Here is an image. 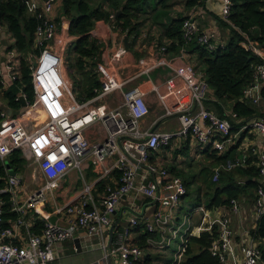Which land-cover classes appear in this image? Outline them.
Returning <instances> with one entry per match:
<instances>
[{"label": "built area", "instance_id": "1", "mask_svg": "<svg viewBox=\"0 0 264 264\" xmlns=\"http://www.w3.org/2000/svg\"><path fill=\"white\" fill-rule=\"evenodd\" d=\"M59 1L26 0L29 13L39 19L34 46L40 48V51L30 55L33 59L29 64L34 100L29 102L26 94L21 92L16 100H20L23 95L27 104L21 105L16 116L14 112L17 109L12 108V116L0 110V167L4 169V174H0V264H141L146 256L142 246L123 238L131 228L141 224V211L130 209L132 216L119 243L113 247L107 246L104 239V231L115 227L112 215L124 197L136 192L159 206L151 221L144 222L146 231L158 233V238L148 239L149 244L156 249L168 247L180 236L182 226L191 219V212H188L184 214L181 223L172 224L174 212L187 194V187L180 176L152 163V152L169 144L172 137L178 134L191 135L198 144L211 145L215 151L224 153L227 144L232 142L233 125L228 119L204 106L210 85L201 73L188 80L190 103L177 100L174 109L167 107L168 114L178 113L181 122L178 132H160L143 125L145 117L150 113L149 105L139 86L127 87V84L135 77L168 64L166 57H141L134 75L125 79L120 78L115 71L103 68L100 87L94 90L95 94L84 101L73 99L71 84L64 70L63 51L66 41L58 37L59 30L68 29L71 21L66 16L58 25L54 12ZM222 3V21L232 25L229 19L232 1L222 0ZM183 36L186 41L197 39L208 49L218 45L208 33L201 30L194 14L184 19ZM166 44L159 48L162 53L166 51ZM241 44L262 59L255 68L254 83L244 93L247 100L256 102L258 98L255 94H261L264 83V49L259 42L248 37ZM20 59L21 55L15 47L7 51L4 62L0 63L2 89L9 88L7 80L14 83L20 78ZM180 76L181 72H177L167 80L169 91L160 94L162 102L170 96L176 97V80ZM154 90L157 91L158 87L154 86ZM115 92H120L122 99L118 105L112 106L108 98ZM40 117L46 118L40 122ZM37 126L40 127L35 129ZM90 128H95L99 139L87 135ZM242 129L255 130L264 136V118H253ZM15 151L24 160L20 171L9 163V157ZM247 159L244 155L240 160L231 162L229 167L244 164ZM90 167L98 171V176L95 182L85 181L79 202L55 206L57 213L67 215L66 222H52L46 217L40 233L31 230L26 218L27 212L45 204L69 172L75 170L84 179L86 169ZM257 167L260 183L255 197V214L259 219L264 215V139ZM141 168L154 174L155 178L136 183ZM10 169L16 174H10ZM27 170L32 172L36 189L29 190L24 186ZM215 171L217 178L218 168ZM115 173L119 174L117 184L107 183L105 196L96 200L92 192L94 184L109 179ZM200 210L205 211L204 206ZM237 210L234 201L231 211ZM12 212L16 216L9 220L10 225L4 226L5 215ZM21 226L26 228V238L18 241L17 228ZM82 229L87 238V241H82V247L89 251L100 250L101 255L81 263L57 256L54 245L79 236ZM214 229L216 237L212 241L211 252L223 264H260L262 253L254 246L243 248L242 261L236 258L231 219L227 214L216 219L207 231L213 233ZM95 236L101 238L94 241ZM6 237L14 238L15 241L6 242ZM184 243L176 253L173 264H183L181 257ZM78 248L77 245L74 247L76 251Z\"/></svg>", "mask_w": 264, "mask_h": 264}, {"label": "crops", "instance_id": "2", "mask_svg": "<svg viewBox=\"0 0 264 264\" xmlns=\"http://www.w3.org/2000/svg\"><path fill=\"white\" fill-rule=\"evenodd\" d=\"M197 4L193 6L187 5V0H167L166 3L161 0H147V10L141 14L138 22L142 23L137 35L128 37L122 32L114 22L115 17L110 16L109 21L99 20L91 30V35L99 40L102 44L101 50L96 55L94 60H87L85 72L97 77L101 83L102 69L107 68L109 71H115L120 78H130L134 75L138 60L147 56L148 58L158 59L166 57L168 64L161 65L147 74L133 78L127 87L139 86L143 92L144 98L149 105L150 113L145 117L143 125L151 130L160 132L176 133L181 128L178 113L168 114L167 107L174 109L177 100L182 102L191 101V89L188 86V80H192L197 74H203L201 67L198 64V51H193L191 48H181L178 51L162 53L159 49L162 44L170 43V40L163 37L164 25H167L170 20L176 18H186L192 14L195 15L201 30L208 33L212 40L218 44H225L228 41V29L222 23V0H197ZM110 9V8H109ZM111 15H114L111 14ZM54 17L60 26V21L66 16L63 13V1L60 0L54 12ZM71 21V20H70ZM69 37L64 47V70L71 84V97L77 101L87 99H77L74 92V76L81 77L77 71L72 68L70 72L67 60V48L78 36L71 35L69 28L59 30L58 37ZM128 37L130 49L126 50L125 37ZM70 42V43H69ZM14 37L9 31L7 24L3 21L0 23V63L4 62L6 53L9 49L14 48ZM69 43V44H68ZM22 56V54L20 53ZM89 62V63H88ZM177 72H181V76L176 80V97H169L165 102L160 100V94L169 91L167 80L173 77ZM86 76V75H84ZM7 80V79H6ZM10 87L13 83L7 80ZM154 86L158 90H154ZM264 87V83H263ZM96 89V88H95ZM94 89V90H95ZM80 92V90H79ZM20 94V93H19ZM258 98L256 102L250 100L249 104L257 111L264 114V96L256 93ZM91 98V97H90ZM121 93L115 92L108 98L109 104L116 106L121 102ZM22 105V104H21ZM204 106L223 118L230 121L235 120L236 123H242L243 118H237L233 114V102L227 101L221 103L214 95V90L210 87L207 98L204 101ZM252 118H264V115H257ZM248 118L247 122L252 119ZM243 125L239 129L232 131V142L227 144L224 153L215 152L211 145L202 146L191 135H175L170 140L169 144L163 145L153 151L150 156V161L160 167L167 168L171 173L180 176L186 184L187 194L182 198L180 206L175 210V217L172 224L181 223L185 213L191 212V219L180 229V236L175 239L179 240L178 248L185 241L187 236H198L202 232L208 230L209 226L218 218L228 215L231 219V229L233 232V246L235 256L238 261L243 260V248L248 246L263 247L264 239L255 238L251 232L257 226L258 218L255 214V200L253 196L240 197L236 200L238 206L237 212H232L230 207L218 206L208 208V200L211 191V183L215 175V170L219 168L224 171H236L238 168L246 167L249 164L244 163L237 167L231 168V162L241 159L244 155L252 160L257 166L258 154L262 146L264 136L255 130H244ZM87 135L93 139H99L95 132V128L87 130ZM231 152L230 158L226 161L219 160V157ZM98 176V171L94 167L86 169L84 179L79 172L73 170L65 175L61 181V186L57 189L49 200L39 207L37 210H29L26 214L27 221L31 230L35 227L37 221L45 222L46 217L54 219L55 222L64 224L67 215L59 214L55 211V206H64L67 204L78 203L83 186L86 182H95ZM119 174L115 173L109 179L97 182L93 186V195L96 200H100L105 196V185L107 183L117 184ZM155 175L149 173L145 168H141L136 180V183L147 182L154 179ZM246 180V175L240 174L237 180ZM192 196V200L187 202L186 196ZM204 206L205 211L200 210ZM142 213L141 224L135 228H131L125 237L124 231L129 225L131 218L130 209ZM159 208L157 204L146 199L142 194L133 192L122 199L118 205V210L112 215L113 228L104 231V239L107 246H115L121 240V237L130 243L142 246L145 252V264H173L174 259L170 257L171 244L164 249H156L148 242L149 238H158V233L148 232L145 229V221H151V217ZM166 211V209H164ZM8 214V213H7ZM11 217H6V222L10 225ZM189 228V229H188ZM188 229V230H187ZM26 238V228L24 226L17 228L18 241ZM100 236H95L94 241L100 239ZM144 238V241L142 239ZM78 239L81 244L86 240L84 230L82 229L79 236L68 239L64 242H59L54 245V251L57 256L65 257L73 263H81L85 260H94L101 255L100 250H86L82 245L76 251L75 240ZM184 240V241H183ZM6 242L15 241L14 238L6 237ZM68 251V252H67ZM178 251V250H176ZM175 251V255L176 252ZM160 253V254H155ZM162 253V254H161ZM175 258V257H174ZM181 261H185L184 255ZM260 264H264L263 261Z\"/></svg>", "mask_w": 264, "mask_h": 264}, {"label": "trees", "instance_id": "3", "mask_svg": "<svg viewBox=\"0 0 264 264\" xmlns=\"http://www.w3.org/2000/svg\"><path fill=\"white\" fill-rule=\"evenodd\" d=\"M166 1L161 0L163 3ZM231 1L229 19L232 25L222 21L229 31L228 41L225 44H218L214 49H208L201 45L197 39L186 41L183 36L185 18L172 19L167 25H164L163 37L170 40V43L167 42L168 44L165 45L166 53L178 51L187 46L193 51H198V64L210 87L214 90L217 100L221 103L232 101L235 116L244 119L242 123H236L231 119L233 130H235L244 125L248 118L264 115L249 104V100L245 98L244 94L245 89L254 83L255 68L262 59L253 51L245 49L241 44L248 37L259 42L264 49V0ZM197 2V0H187V5L193 6ZM146 3L147 0H103V2L93 5L91 0H63V13L71 20L69 33L78 36V39L72 44L76 58L70 64L79 75H86L88 79L89 88L80 90L79 98L81 100L92 97L95 94L94 89L100 87L99 80L86 73L84 65L87 60H94L102 47L99 40L91 35V30L96 22L99 20L109 21L111 14L114 13L116 27L126 33L128 37L137 35L142 25L138 19L147 10ZM0 20L7 24L14 37V47L22 54L20 59L21 76L8 89L4 90L5 102L13 109H19L21 101L16 100L19 93L26 94L29 102L34 100L27 55L40 51V48L34 46L35 30L39 19L29 13L26 0H0ZM91 77H93L92 82L90 81ZM261 94L264 96V87ZM230 155L231 152H227L220 156L219 160L226 161ZM9 163L17 171L22 170L24 166V160L18 151L9 157ZM246 163L249 165L232 172L218 168L217 178L215 171L207 204L209 209L218 206L231 208L234 201L240 197L253 196L254 192L255 200L260 183L259 170L251 159L249 162L247 159ZM0 174H4L2 167H0ZM240 174L246 175L245 181L237 180V176ZM5 216L14 218L16 213H8ZM44 223L37 221L33 231L40 233ZM3 225L8 224L4 223ZM251 234L257 239H264V215L260 216L257 226ZM215 237V229L213 233L205 231L198 236H187L183 244L185 257L183 264H223L211 252L212 241ZM259 249L264 262V248L259 247ZM141 264H145V260Z\"/></svg>", "mask_w": 264, "mask_h": 264}, {"label": "rangeland", "instance_id": "4", "mask_svg": "<svg viewBox=\"0 0 264 264\" xmlns=\"http://www.w3.org/2000/svg\"><path fill=\"white\" fill-rule=\"evenodd\" d=\"M63 1V0H62ZM99 2H103V0H91V3L94 5H96V4H98ZM151 2H153V0H151ZM68 38L69 37H67V36H65V37H61V39L63 40V41H68ZM70 43V42H69ZM68 43V44H69ZM73 44V43H72ZM72 44H70V46H69V48H67L68 50H67V54H66V56H67V60H68V68H69V70H70V72H72V67H71V64L75 61V58H76V54L75 53H73V48H72ZM31 54H29V55H27V60H28V62L29 63H31L32 62V59H33V56H30ZM71 63V64H70ZM90 74V73H89ZM92 78L93 77H91L90 78V81L92 82ZM95 78H97V77H95ZM73 80H74V92H75V94H76V98L77 99H80L79 97H80V92H79V90H86V89H88L89 88V86H88V79H87V77L86 76H84V75H81V77H76V76H74V78H73ZM0 100H2L3 102L4 101H6L5 100V98H4V89H2L1 87H0ZM19 111H18V109L17 110H15V116L17 115V113H18ZM46 118V117H45ZM44 117H40V122H42L44 119H45ZM253 119V118H252ZM252 119H250L248 122H250ZM40 126H37L35 129H37V128H39ZM26 176H27V178H26V181H25V184L26 185H24L27 189H29V190H32V189H36V187H37V185L35 184V181L33 180V178H32V172H31V170H27V172H26ZM193 198H192V196L189 194V195H187L186 196V201L187 202H189V201H191ZM179 240H176V241H173L172 242V244H171V250L169 251L170 252V257L168 258L169 260L171 259H174V257H175V251L176 250H178L179 251V248H178V242ZM178 251H176V252H178ZM68 252V251H67ZM155 254H160V253H155ZM162 254V253H161Z\"/></svg>", "mask_w": 264, "mask_h": 264}, {"label": "water", "instance_id": "5", "mask_svg": "<svg viewBox=\"0 0 264 264\" xmlns=\"http://www.w3.org/2000/svg\"><path fill=\"white\" fill-rule=\"evenodd\" d=\"M125 46H126V50L130 49V43H129V40H128V37L127 36L125 37ZM20 101H21L22 106H26L27 103H26V100H25V98H24L23 95L20 97ZM0 110L1 111H5L8 116H12V114H13L12 107H10L9 105H7L2 100H0ZM7 165H8V167H10L9 164H7ZM10 174L14 175V174H16V172L13 169H10ZM50 220L52 222H55L54 219H50ZM75 242H76L77 247H79V249H80V245L81 244L79 243L78 239H76Z\"/></svg>", "mask_w": 264, "mask_h": 264}]
</instances>
